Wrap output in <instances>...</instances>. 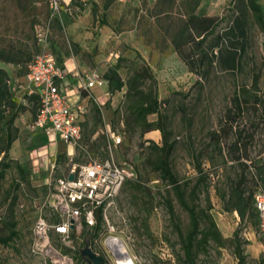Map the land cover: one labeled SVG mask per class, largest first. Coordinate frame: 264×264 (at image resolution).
<instances>
[{
    "label": "rangeland",
    "instance_id": "obj_1",
    "mask_svg": "<svg viewBox=\"0 0 264 264\" xmlns=\"http://www.w3.org/2000/svg\"><path fill=\"white\" fill-rule=\"evenodd\" d=\"M230 1L110 0L105 10L121 40L116 53L139 59V52L156 77L155 83L145 80L140 87L146 92L153 90L161 102L166 129L174 142L171 165L181 185L180 192L199 216L201 233L198 238L214 230L213 224L221 234L219 239L209 235L207 244L197 248V264H237L238 242L247 264H264V234L258 216L252 218L247 213L242 218L238 212L225 207L230 190L241 173L246 172L245 164L250 162L245 156L240 161L233 159V133L220 146L211 141L212 133L220 129L234 98L239 96L248 102L236 126L245 136L252 137L248 149L251 158L262 154L264 32L251 20L247 50L235 72L221 67L217 58L212 66H203V70H207L204 76L192 72L173 45L191 13L226 16L227 20L219 30L225 27L233 17ZM47 18L46 0H0V54L10 46L33 54L39 52L41 47L36 32ZM46 50L60 62L63 54L76 52L77 48L59 30L50 37ZM128 65L124 62L121 68L126 81L132 76ZM19 72L27 74V64ZM126 91L125 86L115 92L114 98L108 96L105 114L97 105L87 107L75 161L84 163L95 157L114 158L119 164L133 166L138 178L123 184L108 218L97 223L94 237H90L91 228L85 225L74 228L69 238L58 235L53 228L46 235L38 236L35 229L39 219L51 226L63 218L54 189L50 184L37 181L49 176L51 182L66 174L71 162L65 153L54 150L52 158L57 162L54 172L48 175L50 171L46 169L50 157L41 167V178H31V151L44 144L46 138L25 129L22 147L26 174L22 176L17 161H11L5 178L0 179V237L16 233L9 243L0 241V264H88L81 253L86 246L104 256L105 264H118L106 242L111 236L125 243L134 264H188L183 243L191 229L190 214L183 207L180 194L152 170L147 161L153 154L152 142L162 143L161 132L142 134L141 126L134 116H130ZM13 111L12 108L5 111L6 118H10ZM156 118V115L149 116V120ZM112 131L122 136L120 144H113ZM198 164L201 168H210L215 173L213 178L200 180ZM252 171V168L247 170L249 178ZM248 187L252 190V181Z\"/></svg>",
    "mask_w": 264,
    "mask_h": 264
},
{
    "label": "trees",
    "instance_id": "obj_2",
    "mask_svg": "<svg viewBox=\"0 0 264 264\" xmlns=\"http://www.w3.org/2000/svg\"><path fill=\"white\" fill-rule=\"evenodd\" d=\"M233 8V17L230 22L219 30V27L227 20L226 16L220 15H199L191 13L185 23L180 37L173 40V45L182 58L189 70L197 74H206L203 66H212L214 59L217 58L221 67L225 70L235 72L239 69L241 60L246 53L250 38V23L253 20L264 32V12L259 0H231ZM82 5V4H81ZM80 5V6H81ZM108 2L106 3V6ZM106 23V21H102ZM188 47V50L185 47ZM33 53L23 48L10 46L8 50H3L0 54V60L5 62L21 63L27 65L31 61ZM136 58H127L119 56L117 62L112 65L104 74V78L109 83L111 93L121 91L127 87L126 97L130 100L129 111L130 116H134L135 120L142 128V134L152 131H160L162 143L152 142L150 149L153 154L147 158L152 170L160 174V176L171 184L180 194V201L185 209L188 210L191 218V229L184 238L183 248L188 264H197V248L204 247L209 239V235L215 238L220 237L218 228L207 231L202 238H198L200 232L199 216L194 206H191L184 197V193L180 192L181 185L171 165V154L174 149V142L170 140L169 133L166 129V116L162 111V105L156 93L151 90L144 91L140 86L145 80L152 83L156 82V77L147 62L137 52ZM124 62L128 63V68L132 70V76L126 81L121 74V68ZM258 81V77L255 78ZM82 93H86L82 90ZM29 96L34 97L38 102L39 95L34 93ZM246 98L241 99L239 96L234 98V104L225 114L223 123L218 131L212 133L211 141L213 144L220 146L223 140L232 133L235 136L232 151L235 153L233 159L240 161L244 156L249 160L250 164H245V170L241 173L239 179L235 182L234 187L230 190L229 199L226 200L225 207L227 210H234L243 218L247 213L252 218L258 216L255 208V194L264 189V143L262 154L258 158H251L249 155V146L252 142L251 135L244 134L242 129L236 126L237 121L242 117L244 108L247 106ZM0 124L2 133L0 134V179L5 178L7 170L11 167L10 149L12 143L18 138L19 128L14 122L18 116L20 106L16 104L13 93L9 86V75L5 69L0 68ZM14 109L10 118H6L5 111ZM117 111V110H116ZM156 115L155 120H149V116ZM235 129V130H234ZM238 129V130H237ZM154 156V158H153ZM17 167L22 176H25L23 167L17 162ZM252 168V175L249 178L247 170ZM199 171V179H212L215 173L210 168L197 167ZM252 181L253 188L249 191L248 184ZM170 209L172 205L170 204ZM98 222L103 218L101 212L98 211ZM98 227L91 228L90 237H94ZM16 235L12 232L9 236L0 237V241L4 244ZM238 256L237 264H247L246 256L242 253L241 243H237Z\"/></svg>",
    "mask_w": 264,
    "mask_h": 264
},
{
    "label": "built area",
    "instance_id": "obj_3",
    "mask_svg": "<svg viewBox=\"0 0 264 264\" xmlns=\"http://www.w3.org/2000/svg\"><path fill=\"white\" fill-rule=\"evenodd\" d=\"M48 2L49 18L36 34L41 50L32 57L26 74L27 93L39 95V108L29 128L31 131L45 132L50 138V144L59 137L67 144L77 145L83 133L79 117L81 113L86 112V106L72 101L69 78H75V88L80 91L90 90L96 85L102 86L108 81L97 74L87 75L77 70H68L46 50L52 21L62 9V0ZM111 133L113 144H120L122 136L115 131ZM50 157L46 169L53 173L57 168V162L52 158L48 148L39 152L33 159L34 171L39 172ZM71 174L73 179L69 178ZM137 178L138 174L133 166L119 164L114 158L96 157L84 163H71L66 175L53 178L49 182L61 207L63 219L51 226L44 219H39L36 234L44 236L53 228L58 235L69 238L74 228L83 225L88 228L95 227L98 223V211L101 212L102 218H108V212L115 206L123 184ZM255 208L260 230L264 234L263 188L255 194Z\"/></svg>",
    "mask_w": 264,
    "mask_h": 264
},
{
    "label": "crops",
    "instance_id": "obj_4",
    "mask_svg": "<svg viewBox=\"0 0 264 264\" xmlns=\"http://www.w3.org/2000/svg\"><path fill=\"white\" fill-rule=\"evenodd\" d=\"M109 1L110 0H62V9L52 21L51 34L48 42H50V37L53 35L54 31L61 30L74 43L77 51L68 52L67 55L63 54V59H60V63L66 69L77 70L87 75L97 74L104 78V74L107 70L117 62L119 55L116 53V49L121 44V40L118 39L119 35L115 32V26L111 25L108 15L106 14V3H109ZM46 2L49 18V2L48 0H46ZM259 2L264 12V0H259ZM47 20L37 31L45 25ZM104 20L106 23H102ZM38 45L40 46L39 42ZM24 65H26L24 62L14 63L0 60V68L5 69L9 75V86L13 93V98L17 101V105L20 106L18 116L14 122L15 126L19 128L18 138L12 143L9 155L10 159L17 161L22 167L23 158L25 157V151L22 147L24 132L25 129L29 128V124L35 118L39 108L35 98L29 96L30 94L27 93L28 82L26 74H21L19 72ZM69 80V93L73 102L86 106V112L90 104H92V106L97 105L98 108L101 109L100 112L102 111L103 114L108 111L105 106V103L109 100L108 96L111 95L113 98L115 96V93L110 92L108 82L102 86L96 85L90 90H85L86 93H82V91L75 88V78L70 77ZM35 102L37 103L35 104ZM86 112L80 114L79 120L81 125L86 118ZM105 124L108 125L107 122H105ZM33 132L44 135L46 138L44 144L31 151L33 159L39 152L48 148L51 155L53 151L56 150L58 153H65L71 163L76 162V145L67 144L59 137L55 142L50 144V138L45 132L41 130ZM111 134L110 132V136ZM40 171L36 172L33 169L31 178H41ZM49 174L51 173L49 172L48 175ZM37 183L49 184V176L43 177L40 181H37Z\"/></svg>",
    "mask_w": 264,
    "mask_h": 264
},
{
    "label": "bare ground",
    "instance_id": "obj_5",
    "mask_svg": "<svg viewBox=\"0 0 264 264\" xmlns=\"http://www.w3.org/2000/svg\"><path fill=\"white\" fill-rule=\"evenodd\" d=\"M106 242L111 248L118 264H134L130 258L125 243L121 239L111 236L107 238Z\"/></svg>",
    "mask_w": 264,
    "mask_h": 264
},
{
    "label": "water",
    "instance_id": "obj_6",
    "mask_svg": "<svg viewBox=\"0 0 264 264\" xmlns=\"http://www.w3.org/2000/svg\"><path fill=\"white\" fill-rule=\"evenodd\" d=\"M70 179H73V175L69 176ZM74 227V225H72ZM82 256L85 257L88 264H105V257L99 255L91 247L86 246L81 250Z\"/></svg>",
    "mask_w": 264,
    "mask_h": 264
}]
</instances>
